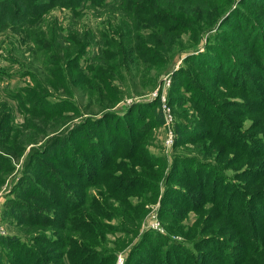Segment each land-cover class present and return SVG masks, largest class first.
Segmentation results:
<instances>
[{"label":"rangeland","instance_id":"1","mask_svg":"<svg viewBox=\"0 0 264 264\" xmlns=\"http://www.w3.org/2000/svg\"><path fill=\"white\" fill-rule=\"evenodd\" d=\"M253 1L264 3V0H213L206 15L196 10L189 16L176 15L169 25L178 35L168 47L165 58L158 56L142 62L121 44L110 50L112 55L118 56L116 60L107 61V65L114 67H109L106 72L101 69L105 62L98 55L102 50L109 51L101 40V34L109 31V27L105 26L108 13L87 10L81 15V20H74L68 11H50L43 21L30 29L40 30L45 39H54L52 45H62L72 52L64 59L73 65L67 87L70 95L65 94L62 87L48 85L50 81L45 72L31 63L26 53L30 45L24 38V30L1 28L0 224L4 234L0 237L8 239L5 245L11 247L18 240L30 242L42 233L51 239L77 237L69 230L68 224L62 229L54 226L32 228L14 219L11 207L18 202L36 203L26 198L34 191L48 196L51 189L45 186L44 181L51 180L53 175L59 184L60 196L55 200L61 206L36 205H41L39 207L50 214L52 220H55V214L67 211L72 205H81L79 209L70 211L68 221L83 208L82 216L86 219L82 220L93 224L94 228L97 224L99 226L95 229L97 236L94 235L91 242L81 243L82 258L77 257L75 264H125L131 253L135 256L130 264H173L177 258L185 262V258L173 253L169 255V262L167 259L162 261L163 251L178 244L195 254L194 237H208L219 232L221 220L213 222L208 219L212 215L209 211L214 207L220 209L225 203L222 199L228 197L230 189L236 188L228 184L241 187L234 194V207L237 209L245 205L246 196H254L259 186L248 185L251 181L255 182L250 175L238 181L234 178L233 175L244 171V165L227 166L225 160L214 158V151L221 144H214L212 150L208 149L211 142L217 141V136L214 138L210 131L222 123L232 128L238 119L229 116L219 120L221 116L237 114V110L214 107L231 100L218 94L214 95L216 99L210 96L215 87H207L208 83L203 79L208 80L213 75L204 72V65L209 63L220 69L227 80L232 79L236 72L247 76L243 81L252 78L251 70L241 66L242 56H235L232 46L225 40H234V29L241 28L253 37L252 42L258 37L255 52L264 57V31L258 32L259 29L264 30V22L258 17L260 11L254 8L256 4ZM54 21L61 31L51 30L50 25ZM85 31L89 32V45L77 54L68 41L69 36L74 38L78 33L81 38ZM59 35L66 39H58ZM110 35L119 40L123 32ZM53 53L61 54L58 50H53ZM75 55H80L77 64ZM62 56H65L63 52ZM122 62L128 65V75L124 79L115 66ZM88 63L96 67L93 84L86 68ZM99 78L104 80L103 85ZM72 81L77 82L76 85L72 86ZM80 81H89V88L78 84ZM28 97L33 98L31 104ZM40 101L55 107V114L37 118L41 114L39 108H43ZM57 105L60 107L57 108ZM195 105L207 116V128H201L202 122L193 109ZM28 110H34L33 115ZM108 116L115 118L106 119L107 122L96 128L89 126L91 122L86 123L90 119H105ZM82 123L86 124L80 128ZM76 125L78 130H75ZM193 125L197 131L192 136L183 134L187 126L192 128ZM243 126L246 130L250 122L245 121ZM96 132L100 135L96 138L98 142H91ZM67 135L73 138L68 143L65 141L69 139ZM207 135L211 139L206 138ZM54 137H62L60 144L54 148L47 147ZM137 139L139 145L135 147ZM31 147L39 151L45 148L46 155L51 158L41 156L37 158L41 165L33 161L31 166H26V154ZM132 150L137 151L135 162L129 156ZM237 152L234 151L235 154ZM64 155L78 158V162H74L73 158L67 160ZM193 160L204 162L200 168L204 171L199 174L191 172L187 178L186 172ZM65 162H68V175L60 170ZM119 167L122 170L118 171ZM117 177H120L118 183L122 194L123 186L128 192L132 191L125 198L118 197L119 201L108 194V187ZM226 185L230 189L224 191ZM210 196H214L213 203ZM89 205L92 212L88 210ZM118 205L131 214L126 217L125 212L116 210ZM208 225L213 228L206 230L210 227ZM187 233H191L189 237ZM33 248L49 253L51 264H70L63 251L56 247L43 248L34 243ZM10 249L11 255L8 254L9 249L1 244L0 252L6 255L0 258V264H7L5 259L17 261L16 256L24 254L18 246ZM155 251H158L157 255Z\"/></svg>","mask_w":264,"mask_h":264},{"label":"trees","instance_id":"2","mask_svg":"<svg viewBox=\"0 0 264 264\" xmlns=\"http://www.w3.org/2000/svg\"><path fill=\"white\" fill-rule=\"evenodd\" d=\"M212 1L213 0H0V29L10 28L24 30L26 32L24 38H27L28 45H30L26 53L29 55L31 63L36 64L38 68L45 72L47 80L50 81L48 85L54 86L55 84L56 87H62L64 88V93L70 95L71 93L67 90V87L70 84L68 78L71 75L73 65H70L68 61L64 59L69 57L72 52H70L68 48L64 49L62 45H52L51 42L54 39H45L44 36H41L40 30L35 31L30 29L31 26H37L39 22L43 21L50 11L54 9L68 11L71 13L74 20H81V15L87 10L93 13L99 10L106 11L103 12V14L108 13L109 16L104 15V17L107 16L105 26L107 28L109 27V31H104V33L101 34V40L104 44L103 46L108 48L109 51L102 50L98 55V57L105 62L101 66V69L106 72L112 65H107V61L116 60L115 58L118 56L112 55L110 50H115L120 47L121 44L127 46L130 52L142 62H148L151 58H156L158 56L165 58L168 54V47L178 35L174 27L169 25L173 22L174 17L176 15L189 16L195 10L206 15L210 10ZM253 3L256 4L254 8L260 11L258 17H261V21L264 22V3L259 4L260 2L258 1H253ZM175 20H177V18ZM50 26L51 30L54 32L61 31L56 21L52 22ZM255 26L258 27V25ZM234 30L236 35L235 39L225 41L232 46L235 56L236 54L242 56L243 60L240 61L241 66H246L251 70L252 78H247V80L243 81V78L245 77L246 79L247 76L241 72H236L232 79L227 80L221 74L220 69L215 68L209 63H205L204 67H206V69H204V72L211 73L213 77L208 80H203L208 83L207 87H211L212 85L215 87L210 91V96L216 99L214 95L218 94L221 97H228L231 100V102L217 104L214 107H220L225 110H237V114L231 113L224 115L226 117L221 116L219 120L227 119L229 116L238 119V123L232 128L227 127V125L225 126L226 123H222L217 126L216 129H213V127L211 129L209 128L210 130L213 129V131L210 132L214 138L217 136V138H215L217 141L215 140L216 143L211 142L208 149L212 150L216 144H221V147L214 151V158L216 160H225L227 166L244 165V171L240 173V175H233L234 178L238 181L250 175L255 182L251 181L248 185L257 184L259 187L255 191L254 196H246L244 200L245 205H240L241 209H237L234 207L236 202L234 194H236L241 187L228 184L237 188L230 189L226 185L224 191L228 188L231 192H229V195H226L228 197L225 199L223 198L222 201H225L224 204L227 202V205H221L220 209L216 207L218 211L215 207L212 208L209 211L212 215L208 217V219H212L213 222L219 221V219L221 220L218 225L220 227L218 228L219 232H217L218 229H216L215 232L217 233L214 235L208 237H194L193 248L197 250L195 254L185 250L178 244L171 245L170 248L163 251L164 257L161 256L163 259L162 261L167 259V262H169V255L173 253L185 258L183 259L185 262H181L180 259L177 258L173 264H264V57L262 58L259 53L255 52V45L258 37L252 42L253 37L248 35L247 32L241 30V28H235ZM144 31L148 33H144ZM263 31V29H259L258 32L261 33ZM120 32H123V35L119 37V40H114V38L110 37L111 33L118 34ZM88 33V31H85L81 38L80 35L78 36V33L75 34L74 38L69 36L68 41L74 46L75 50H77L75 53L80 54L88 47ZM60 38L63 41L66 39V37L62 35H59L58 39ZM53 50H58L61 54L53 53ZM62 52L65 54L64 57L62 56ZM79 58L80 55H75L76 64ZM254 61L256 63L252 64ZM121 65L118 64L115 66L118 68L120 73L119 76L124 79V77L128 75V65L124 62H122ZM86 68L89 70L90 83L93 84L96 78L95 75H93V71L96 67L93 63H88ZM98 80L100 84H104L102 78ZM76 83L77 82L74 81L71 82L72 86L76 85ZM78 84H82L89 88V81H80ZM32 99V97H28L29 104H31L30 101ZM36 101L38 102L37 99ZM40 102H42L41 105L43 108L40 109L37 107L41 113L37 118H43L41 115L50 116L55 114V107L47 103L48 101L46 102L47 104H44L43 101ZM58 107H60V105H57V108ZM193 109L202 122L201 128H207L206 126L209 125L206 123L207 116L203 114L202 109L197 105H195ZM34 110H28L30 111V115H33ZM222 117L224 118L222 119ZM111 118L114 119L115 117L108 116L105 117V119H90L86 123L91 122L89 126L91 128H96ZM245 121H249L250 126L246 130H243ZM86 123H82L79 127L82 128ZM76 127L77 125L75 128ZM79 127L75 130H78ZM194 131H197L194 125L192 128L187 126L183 134L192 136ZM96 134L97 132L92 135L91 142H98L96 138H98V136L100 137V135ZM67 136L69 139L65 141L68 143V140L71 141L73 138L69 135ZM61 138L62 137H60V139ZM206 138L209 139V135H207ZM214 138L212 139L214 140ZM60 139L54 137L47 147L54 148L59 145ZM138 145L139 139H137L134 146L137 147ZM44 149L39 151L37 148L31 147L26 154V166H31L33 161L40 163L37 161V158H41V156L48 157V155H46L47 151ZM236 150H238V154L234 153ZM136 154L137 151L133 150L129 154V156H132L131 159L134 162ZM64 156L67 160L73 158L74 162H78V158L73 156L70 157L69 155ZM86 156H88V154ZM226 156H228V158H226ZM52 160L55 161V159ZM203 164L204 162L200 160H193L189 165L188 172H186L187 178L190 177L191 172L199 174L201 171H204L200 169ZM39 165H41V163ZM60 170L64 175L70 174L68 162H65L63 167L60 166ZM120 170L122 169L119 167L118 171ZM210 170L212 169L210 168ZM55 177L56 176L53 175L50 178L51 180L44 181L45 186L51 189L48 196L42 192L38 193V191H34L26 196V198H30L36 201V203L25 204L18 202L11 207L14 219L32 228H36L37 226H54L55 228L62 229L68 224L69 230L77 237H52L51 239L46 234L42 233L38 237L37 235L33 237L30 242H22L21 240L16 242L14 240L16 243L11 247H20L24 254L20 257L16 256L17 261L16 259H5L7 264H51L50 262L52 259L48 257L49 253L44 251V249L35 250L33 248L34 243L39 244L43 248L46 246L58 248L63 251V254H65L70 264L71 262L75 264V259L77 257L80 259L82 258L81 243L91 242L94 235L97 236L98 232L95 229L99 228V226L97 224L96 228H94L93 224L88 222L85 223L82 220V218H84L82 216L83 208H81L80 212L74 213L72 219L68 221L70 211L79 209L81 205L74 204L70 208H67L68 212L65 210V212L55 214V220H52L50 214L39 207L41 205H36L61 206L55 200L60 199L58 193L59 184ZM118 182H120V177H117L113 185L108 187V194L119 201L118 197L125 198V196L131 194L132 191L128 192L126 189L127 187L125 188L123 186L124 189L122 190V194L119 191L120 185ZM207 183L208 180L206 186ZM210 199L211 203H213L214 196H210ZM230 202L231 204L234 203V205H228ZM242 206L244 208H242ZM88 210L92 212L91 205H89ZM116 210L125 212L122 205H118ZM127 214H131L130 211L124 213L126 217ZM208 226L210 227L206 228V230L213 228L211 225ZM188 233L186 236L189 237L191 233ZM6 243H8V239L0 237V248L2 244L4 248L9 249L10 253L8 254L11 255V247H7L5 245ZM154 253L157 255L158 251ZM134 254L131 253V255H129L125 264L131 263V258L135 256ZM3 255L6 254L0 252V258H3ZM156 255L154 258H151L155 259ZM14 256L13 254V257Z\"/></svg>","mask_w":264,"mask_h":264},{"label":"built area","instance_id":"3","mask_svg":"<svg viewBox=\"0 0 264 264\" xmlns=\"http://www.w3.org/2000/svg\"><path fill=\"white\" fill-rule=\"evenodd\" d=\"M166 118L170 120V116H169V115H167ZM171 141H172V135H171V133H170V136H169V142H171ZM3 234H4V232H3V230H2V226H1V224H0V236L3 235Z\"/></svg>","mask_w":264,"mask_h":264}]
</instances>
